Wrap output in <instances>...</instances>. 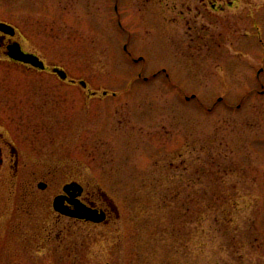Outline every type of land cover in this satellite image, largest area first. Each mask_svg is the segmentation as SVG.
<instances>
[{
    "label": "rangeland",
    "instance_id": "obj_1",
    "mask_svg": "<svg viewBox=\"0 0 264 264\" xmlns=\"http://www.w3.org/2000/svg\"><path fill=\"white\" fill-rule=\"evenodd\" d=\"M0 22L46 65L0 59V264H264V0H0ZM71 181L107 223L54 212Z\"/></svg>",
    "mask_w": 264,
    "mask_h": 264
},
{
    "label": "flooded vegetation",
    "instance_id": "obj_2",
    "mask_svg": "<svg viewBox=\"0 0 264 264\" xmlns=\"http://www.w3.org/2000/svg\"><path fill=\"white\" fill-rule=\"evenodd\" d=\"M214 8H216V7L214 6ZM15 41L18 42L17 40L14 39V35L10 36L9 34H4L3 32H0V59L5 60L8 63L13 64V65H20V66L25 67L27 69L39 70V69L31 66L30 64L20 62V61H16V60L9 57L7 46L10 43L15 42ZM21 49L24 52H28V51H25L22 47H21ZM28 53L35 54L33 52H28ZM66 80H68L71 83H75L74 80H69V79H65L63 81H66ZM83 88H85V87H83ZM0 142H1V139H0ZM2 142H3V140H2ZM4 143H7L10 146V148L8 150L9 151V157L7 158V156H6L7 153L4 152L3 146L0 143V167L5 166L6 164H9L13 168V172L17 173L19 170L18 167L20 164V156H19V152H18V146L19 145H16L17 143L13 142V140H12V142L9 141V143H8V141H7ZM71 182H76V181H71ZM39 183H41V181L38 182V184ZM56 196H62L61 202L67 210L72 211L75 209V206L83 205V206H86L88 208L96 209L98 212L102 211L105 215L104 220L102 222H93V221L86 220L84 218H76V217L63 215V214H60L53 209L54 212L59 217H66V218H70L72 220H77V221H81V222H87V223H92V224H105L110 219L109 218L110 211H114V209H115L112 200L109 197H107V195H105L104 193H102V194L100 193V195H99L100 197L97 196V199L99 200L98 201L95 199V194L84 193L83 187H82V190L80 193H75L74 190H70V193H64L63 191H61V193H56L52 198V203H53V200ZM52 203H51V206L53 208Z\"/></svg>",
    "mask_w": 264,
    "mask_h": 264
},
{
    "label": "water",
    "instance_id": "obj_3",
    "mask_svg": "<svg viewBox=\"0 0 264 264\" xmlns=\"http://www.w3.org/2000/svg\"><path fill=\"white\" fill-rule=\"evenodd\" d=\"M0 32H3L4 34H9L10 36L15 34L14 28L11 25L3 22H0ZM7 49L10 58L16 61L30 64L31 66L40 70L45 69L44 62L37 55L22 51L18 42L15 41L10 43L7 46ZM51 71L62 80H65L67 78L66 72L61 68L53 67L51 68ZM79 84L82 87H86V83L83 80H80ZM103 94H106V92L104 91ZM38 187L40 189H44L46 187V184L41 182L38 184ZM62 190L64 193H70V190H74L75 193H80L82 187L77 182H70L65 184ZM61 197L62 196H56L52 203L53 209L58 213L76 218H84L93 222H102L104 220L105 215L102 211L98 212L96 209L88 208L83 205L75 206V209L72 211L67 210L61 202Z\"/></svg>",
    "mask_w": 264,
    "mask_h": 264
}]
</instances>
